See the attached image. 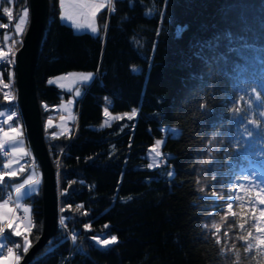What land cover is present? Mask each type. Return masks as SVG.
Masks as SVG:
<instances>
[{"label": "trees", "instance_id": "1", "mask_svg": "<svg viewBox=\"0 0 264 264\" xmlns=\"http://www.w3.org/2000/svg\"><path fill=\"white\" fill-rule=\"evenodd\" d=\"M112 4L108 17L106 10L98 14L93 36L61 23L57 0H47L48 22L33 77L44 144L52 166L58 163L59 221L55 235L28 264H264V249L254 239L264 225L259 219L264 205L250 186L251 180L264 183V136L244 133L252 128L247 119H260L259 105L248 110L245 101L255 103L254 89L264 92V0ZM0 5V34L12 32L27 0L7 3L11 20L1 15ZM26 27L22 35L10 36L16 41L12 51ZM8 60L0 63V111L14 107ZM71 72L95 78L76 103L75 135L56 136L44 121L48 108L67 95L48 81ZM103 106L112 114L134 109L136 117L94 130ZM234 106L243 111L233 115ZM10 124L5 128L0 120V133L18 130L17 118ZM162 127L178 134L166 135L163 159L149 169L145 154ZM203 160L209 163L202 165ZM3 165L0 151V172ZM29 169L3 179L0 202ZM24 202L31 219L26 237L33 245L42 227L41 182ZM1 235L22 258V248H16L22 239L7 231ZM111 236L117 243L106 250L91 243L93 237ZM249 242L254 246L246 252Z\"/></svg>", "mask_w": 264, "mask_h": 264}, {"label": "snow or ice", "instance_id": "2", "mask_svg": "<svg viewBox=\"0 0 264 264\" xmlns=\"http://www.w3.org/2000/svg\"><path fill=\"white\" fill-rule=\"evenodd\" d=\"M8 2H12V0H8ZM60 5H61V20L62 21H70L71 22V26L76 29L77 31L81 30V29H88L93 35L98 34V26L96 23V16L97 13L99 12V10L101 9L102 5L98 4L96 2H94V0H69V2L67 3V10H66V0H60ZM108 5L111 8L112 5V0H108ZM114 10V9H112ZM5 12H8V9H5ZM28 10L24 9L21 17L19 18L18 23L15 25V34L16 35H22L23 34V28L24 26L27 25L28 23ZM10 20H11V16H10ZM10 25L4 26V27H8ZM10 37L8 35H5V41L9 40ZM13 46L16 44V41L13 40L12 42ZM9 52L12 53V57L14 58L15 56V52H12V48L9 47ZM6 56V53L3 50H0V60H4ZM14 59L10 60L9 63H14ZM135 71V69H133ZM93 73H69L66 76H61L56 78L57 82L60 81H64V82H68L69 87H68V91H72L73 89L71 88L70 85H74V84H82V83H86L88 81H90L93 78ZM11 79V77H10ZM54 81L49 80V83H53ZM7 87V85H5ZM60 87H65L64 83H60L59 84ZM81 94V89L79 87H77L75 89V95L79 96ZM253 96L254 102H252V100L249 101H245L246 105H247V109L248 110H254L256 105H259V110L258 112H256V115H258L260 117L259 120L256 119H247V123L249 125H252V128H245L244 129V133H246L248 138L253 137L254 135H256L257 133H259L261 136H264V92H261L259 90H255L253 91V94H250ZM5 98L9 99L10 97L8 96V94H5ZM241 100H243V97L240 98ZM73 100H69L68 104H72ZM235 104V102H234ZM205 105H201V108H205ZM243 110L238 108V107H233L232 112L233 115H236L237 113L242 112ZM5 113L0 112V116H4ZM16 113L12 112L11 116H15ZM105 117H109V112L106 110L104 113ZM127 115V114H126ZM136 116V111L134 110L129 116L128 118L131 119L133 117ZM122 117H114L113 119H121ZM49 124H51V121H49ZM104 126H110L108 121H105V124L101 125V127ZM19 135L18 130L15 127H12L10 129V131H6L3 133L4 138H0V151H3L6 149V145L9 144V142L11 141H15L16 137ZM211 143V142H210ZM161 141H157L156 145L150 150V152H154L155 153V157H160L161 153L159 152V147H160ZM10 150L12 153H16L19 151V149L17 147H15L14 145L8 149ZM10 163H5L4 164V168L7 169L10 167ZM154 166H159V162L155 160V158H153V163H149L148 167L152 168ZM5 175L8 176H15L16 172L15 171H11V172H0V182L3 181V178ZM35 173L33 174L34 177ZM169 175H171V173H169ZM33 177H29L28 179H26L23 183L19 184L14 191L18 194L17 196V203H16V207L19 208L21 207V204L19 203V201L21 199L24 198V196H28L30 197L35 191L36 189L34 187H32V185H39L40 180L39 179H35ZM28 185L27 189L25 190L24 193L21 192L22 189H25V186ZM250 186L252 188L257 189V195L260 197L259 198V204L260 205H264V183H260V182H256L255 180H251L250 181ZM240 188L243 189L245 188L244 184L240 185ZM63 194V193H62ZM216 193L213 192V196H215ZM239 198V197H236ZM8 201H4V203H0V234H2L5 231V228H9V229H13V235L15 236H22L24 235V232L21 231V225L19 223H16L15 220L12 218V216L10 215L13 211V209L11 207H8ZM251 208L253 211H256V204L255 203H251ZM233 207V202L230 199L228 202V208L231 209ZM23 211L25 213L29 212V209L27 207L23 208ZM63 211V209H62ZM259 219L260 220H264V209H259ZM30 220H29V224H30ZM65 223L64 218L62 217L60 219V224L63 225ZM89 226L85 225V228L87 229ZM107 227V226H106ZM213 227H216L217 231H219V227L217 225H213ZM241 228H243V225H241ZM31 228L28 227L26 229V231H30ZM257 232L261 233L260 236L258 237H254V239H256L258 241L259 247L261 249H264V225H261L259 227H257ZM73 239H75V237H73ZM217 243H220L219 238H217ZM96 243L98 245H100L101 247H107L109 245H113L115 243H117V237L116 236H111L108 239H96ZM253 244L251 242H249L247 244V247L245 248V251H250L253 248ZM31 247L30 241L29 239L25 236L24 241H23V245H20L18 242L16 243V248H22L24 253H27L29 248ZM7 250L8 255H9V264H19L20 260H21V256H19L18 254H16L15 250L13 248H7L5 244L0 243V255L3 254L4 250Z\"/></svg>", "mask_w": 264, "mask_h": 264}, {"label": "rangeland", "instance_id": "3", "mask_svg": "<svg viewBox=\"0 0 264 264\" xmlns=\"http://www.w3.org/2000/svg\"><path fill=\"white\" fill-rule=\"evenodd\" d=\"M1 1H2V8H1L2 12H1V15L3 17L8 18L10 16L8 14V12H10V11L8 10V12H5V9H7V3H9V2H8V0H0V2ZM67 3H68V0H66V10H67ZM46 4H47V0H46ZM106 6L109 8L108 2L106 4ZM0 7H1V5H0ZM107 7L105 8V10L107 9ZM112 9H113V4L111 5V9H110V13L109 14H111L113 12ZM23 11H21V13L19 14L20 17L22 15ZM105 14H106V12H105ZM20 17H17V18L19 19ZM47 20H48V8H47ZM46 25H47V23H46ZM74 32L75 33H82V32H87L88 33L89 30L88 29H81V30L77 31L76 29H74ZM1 36L2 35H0V41H1V38H2ZM0 50H2V49L0 48ZM13 50H14V48H13ZM12 59H13V57H12ZM12 69H13V63H12ZM133 69H135V71ZM131 70L136 73V72L139 71V67H133ZM71 73H73V72H71ZM76 73H88V72H76ZM66 75L55 76V77L49 79V80L54 81L51 84L48 81V84L52 85V86L54 84H57L59 86L60 83H64L65 87H60L59 86V89L61 91L65 92L67 96L65 98H62L61 101L57 105H55V106H53L51 108H48L49 111H50L49 112V117L45 119L44 125H45V129H49V128L54 129L55 131L53 133L56 136H58V135L59 136L60 135H67L68 136V134H69L71 137H73L75 135V132H76L77 127H78V117H79L78 111L75 110L76 103L79 101V99L82 96V88L84 86L89 85L93 81V79L95 78V75H93V78L90 81L86 82V83H82V84L78 83V84L70 85L71 88L73 89L71 92L68 91V87H69L68 82H64V81L57 82L56 81V78L61 77V76H66ZM1 78H2V75H1V72H0V80H1ZM11 78H12V80L10 79L9 81H10V84L12 85L10 87V96H11L12 103L14 104L13 111L12 110H1L0 112L5 113V115L4 116H0V120L4 124L5 128L6 127L10 128L11 121L14 118H17V120L19 122V125H17L18 126V130H19V135L17 136L15 141H11V142H9V144L6 145V149L7 150L10 149L14 145L15 147H17L19 149V151L16 152V153H12L10 150H8L9 153H8V151H5V152H4V150L1 151L2 154H3L4 164L11 162L10 163V167L7 168L6 170L4 169V171L5 172L15 171L16 172L15 176H17L19 173L25 172L27 170V168L29 167V168H32V170L30 171V169H29L30 172L25 176L24 180L28 179L29 177H33V174L35 173V177H36L35 179H39L40 182H41V174H40V171H38L39 168H38V170L36 169V167L38 165L35 162L34 158L32 157L31 151L29 152L28 149H27V144H26V140H25V133H24V127L22 126L23 125V122H22V119H21L22 117L20 116L19 110H18L17 105H16V90H15L14 70L11 71ZM0 83H2V81ZM77 87H79L81 89V94L79 96L75 95V89ZM35 98H36V93H35ZM69 100H73V103L72 104H68ZM106 110L108 111L107 107L103 106V108H102V119L97 125L92 127L94 130L98 131V130H103L105 128H108L109 126L101 127V125L105 124L106 120L108 121L109 125H112V123H114V122H118V121H122V120L130 121V120H133L136 117L135 116V117H133L131 119L128 118V116L134 111V109H131L128 112L117 113V114H112V113H110L108 111L109 114H110L109 117H105V115H104ZM12 112H15L16 115L15 116H11ZM74 112H75V115H74L75 118L73 119V113ZM117 116L122 117V118L118 119V120L117 119H113L114 117H117ZM40 121H41V118H40ZM49 121H51V124H49ZM4 132L5 131L1 132L0 134L3 135ZM167 134H170L171 137H175L178 134V130L176 128H173V127H171V128L162 127L161 128V137L154 142V145L152 147H150L147 150L146 154H145V157H146V160H147V164H146L147 167H148L149 163H153V158H155V160L158 161V162H160V160L163 159V155L161 153L160 148H161L162 144L164 143V140H165ZM157 141H161L160 147L158 149L159 152L161 153L160 157H155V153L154 152H150V150L156 145ZM24 142L26 144V148H24V146H25ZM51 166H52V164H51ZM53 166H52V168H53L54 177H55V180H56V191H57V207H56L57 208V220L56 221H59L58 220V216H59V200H58V189H57V179L59 177H58V170H57L58 169L57 168L58 167L57 161H56V163ZM156 167L157 166H154L152 168L148 167V168L149 169H153V168H156ZM169 173H171V170H168V175H169ZM15 176L5 175L4 178H6V177L7 178H12V177H15ZM171 176H172V173H171V175H169V177H171ZM24 180L22 179V180L17 181L16 183H14L11 186V188L9 190L17 187L15 185L23 183ZM2 183H3V181L0 182V184H2ZM6 187L7 186L5 185L4 188L6 189V191H8V189ZM11 192L14 194V191H8L9 195H7V197H4L5 198L4 201H8V205L7 206L11 207L13 209V211H12V213L10 215L12 216V218L15 220L16 223H18V222L23 223V221H25L26 218H27L26 224L24 226L21 225V231L24 232V235H22L23 236L22 241H24L25 236H27V234L29 232V231H26V229L30 226L29 220L31 222V219H30V206L27 205L24 202L25 201V199H24L23 200V204L21 205V207L17 208L15 206V204L13 203V200L11 198V195H10ZM0 203H2V202H0ZM25 207H27L29 209L28 213H25L23 211V208H25ZM227 207H228V203H227ZM15 211H16V215H15ZM6 229H5L4 233H6ZM7 230H11L12 234H13V229H9L8 228ZM108 238H110V237H105L103 239H108ZM96 239L103 240L102 238H99V237H93L91 239V243L96 249L106 250L110 246H112V245H109L107 247H101L100 245H98L96 243ZM0 243L5 244L6 247L8 248V246H7L8 242H7L6 238L3 235H1V234H0ZM5 250H6V248H5ZM8 257H9L8 252L4 251L3 254L0 255V264H5V261L8 259Z\"/></svg>", "mask_w": 264, "mask_h": 264}, {"label": "water", "instance_id": "4", "mask_svg": "<svg viewBox=\"0 0 264 264\" xmlns=\"http://www.w3.org/2000/svg\"><path fill=\"white\" fill-rule=\"evenodd\" d=\"M28 24L15 51L13 70L16 105L22 117L26 144L41 174L42 227L37 241L19 264H28L33 256L56 233L57 191L54 171L43 140L40 112L35 98L34 68L39 44L47 23L46 0H27Z\"/></svg>", "mask_w": 264, "mask_h": 264}, {"label": "crops", "instance_id": "5", "mask_svg": "<svg viewBox=\"0 0 264 264\" xmlns=\"http://www.w3.org/2000/svg\"><path fill=\"white\" fill-rule=\"evenodd\" d=\"M68 2H69V0H68ZM94 2H96V3H98V4H101L102 5V7H101V9L99 10V12L97 13V16H98V14H100L101 12H103L104 10H105V8L107 7L106 6V4H107V2H108V0H94ZM57 6H58V10H59V20H60V22L61 23H63V24H65V25H67V26H69L71 29H72V31L74 32V28L71 26V22L70 21H62L61 20V11H62V9H61V5H60V0H57ZM106 6V7H105ZM97 16H96V18H97ZM18 21H19V19H17V20H15V25L18 23ZM15 25L12 27V30L14 31V34H15ZM106 28V27H105ZM13 31L12 32H9V33H6V32H4V33H2V34H0V35H2L1 37V43H2V46H0V48L4 51V52H6V56H5V58H4V60H8L9 58H10V55H12L11 54V52H9V46L10 47H12L11 45H12V41H9V40H7V41H5V35H8L9 37L10 36H12L13 34ZM82 33H87V32H82ZM88 34H90V35H93L90 31L88 32ZM97 35V34H96ZM15 36H17L16 34H15ZM93 36H95V35H93ZM11 42V43H10ZM13 52V51H12ZM4 60H0V63H3L4 62ZM12 60V59H11ZM9 61H10V59L8 60V64H10L9 63ZM11 68H12V66H11ZM53 86H55V87H57V88H59V86L57 85V84H54ZM24 144H25V142H24ZM24 148H26V144H25V146H24ZM5 151H8L7 149H5L4 150V152ZM8 153H9V151H8ZM33 178H36L35 177V175H34V177ZM40 185V184H39ZM39 185H32V187H34L35 189H36V191L33 193V194H35V193H37V191H38V189H39ZM27 187H28V185H26L25 186V189H22L21 190V192L22 193H24L25 192V190L27 189ZM16 188V187H15ZM15 188H13V189H11V191H14V189ZM12 193V192H11ZM10 193V195H11V198H12V200H13V203L16 205V203H17V196H18V194L14 191V194L12 193L11 194ZM8 195H9V193H7ZM28 196H24V198L23 199H21L20 201H19V203L22 205L23 204V200L24 199H26ZM27 216V215H26ZM26 221H27V219L25 220V221H23V223H20V222H18L20 225H25L26 224ZM8 229V228H7ZM6 229V231L8 232V233H10V235L12 236V237H21V239L23 238V236H15V235H13L12 234V231L11 230H7ZM5 264H9V257H8V259L5 261Z\"/></svg>", "mask_w": 264, "mask_h": 264}, {"label": "built area", "instance_id": "6", "mask_svg": "<svg viewBox=\"0 0 264 264\" xmlns=\"http://www.w3.org/2000/svg\"><path fill=\"white\" fill-rule=\"evenodd\" d=\"M110 9H111L110 7H109V8L107 7V9H106V15H107V17H108V15H109V13H110ZM8 248H9V247H8ZM6 251H7V250H6Z\"/></svg>", "mask_w": 264, "mask_h": 264}, {"label": "clouds", "instance_id": "7", "mask_svg": "<svg viewBox=\"0 0 264 264\" xmlns=\"http://www.w3.org/2000/svg\"><path fill=\"white\" fill-rule=\"evenodd\" d=\"M208 163H209L208 160H203V161H201V164H202V165H206V164H208Z\"/></svg>", "mask_w": 264, "mask_h": 264}, {"label": "bare ground", "instance_id": "8", "mask_svg": "<svg viewBox=\"0 0 264 264\" xmlns=\"http://www.w3.org/2000/svg\"><path fill=\"white\" fill-rule=\"evenodd\" d=\"M22 126H23V125H22ZM21 129H22V128H21ZM27 148H28V146H27ZM28 149H29V148H28ZM4 154H5V153H4ZM30 156H31V155H30ZM41 248H42V247H41ZM38 251H39V250H38ZM38 251H37V252H38Z\"/></svg>", "mask_w": 264, "mask_h": 264}]
</instances>
